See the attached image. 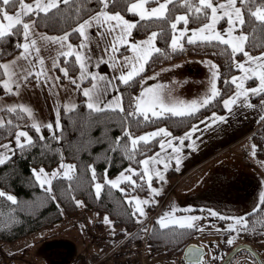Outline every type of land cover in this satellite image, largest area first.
I'll use <instances>...</instances> for the list:
<instances>
[{
    "label": "snow or ice",
    "instance_id": "1",
    "mask_svg": "<svg viewBox=\"0 0 264 264\" xmlns=\"http://www.w3.org/2000/svg\"><path fill=\"white\" fill-rule=\"evenodd\" d=\"M122 13L136 19L129 20ZM190 23L198 26L189 28ZM40 27L58 28L62 34L48 35L37 31ZM152 27L159 30L149 31ZM134 29H143L148 34L143 40H133L131 37ZM72 37L78 38L80 43H71ZM164 37H167L165 43L173 53L183 51L185 43L197 47H213L217 51L212 55L227 56L229 72L240 74L225 77L222 80L225 91H222L218 88L222 78L220 67L208 61L211 76L204 97L191 102L168 101L163 96V86L149 87L132 97L126 108L116 82L130 86L146 70L150 61L159 56H167V51L158 46V41ZM6 46L18 51V55L7 61L3 59L8 54ZM93 46L101 55L93 56ZM41 47L55 52L50 57L51 69L58 70L86 98L84 106L87 115L81 114L80 134L87 136L93 123H99L100 118L108 113H115L124 127L122 135L109 142L107 152L122 153L130 161L115 179L108 177L107 167L103 174L98 175L92 164L80 168L77 164L67 163L64 153L52 145V141L61 144L64 139L61 106L57 105L54 120L44 123L36 120L29 106L0 103V113L11 117L0 116V134L10 137L6 143L0 142V166L8 165L14 157L29 153L32 149H38L42 157L55 152L59 157L56 168L51 171L45 167L30 169L33 185L38 186L52 202L58 201L57 192L61 191L77 208H83L84 202L76 199L74 194L83 186L87 185L98 201L104 196H112L115 190L119 193L121 204L127 206L130 218L143 225L148 216L146 207H151L157 201L142 200L132 193L147 185L153 197L161 195L162 190L152 187V182L154 179L166 182L165 173L172 160L179 171L182 162L181 146L185 145V141L192 140L193 135L201 131L200 125L211 127L218 122H225L227 117L212 112L178 137L163 127L135 136L131 131L133 125L154 123L169 117H194L202 108L213 106L214 102L222 105L229 114L234 107L264 113V50L253 55L254 51L264 49V0H0V89L4 95L19 97L21 90L27 88L33 80L37 87L46 85L53 94H58L55 90L61 77L50 74L45 66V58L40 55ZM122 47L130 50L133 55L117 59L115 54ZM237 56L243 59L238 60ZM61 58L64 66H61ZM101 65L113 69L119 66L128 70H122L118 76L113 77L89 70L99 69ZM77 68L78 75L71 77L70 69ZM85 81L88 87L82 86ZM112 92L117 95L109 99ZM224 95L227 98H223ZM253 97L259 98L258 103L252 102ZM77 110L78 105L75 103L63 105L64 112L75 113ZM25 119L31 123H21ZM257 122H264V114L259 115ZM29 130L35 135H30ZM42 130H47L48 135ZM153 141L159 151L149 156L147 152L152 151ZM192 145L195 150V141H192ZM256 153L257 146L252 144L251 155L255 157ZM137 156L143 158L137 159ZM105 159L110 162V157L106 156ZM158 165H162V168ZM261 166H264V162ZM0 207H9L11 212H16L19 201L15 195L0 188ZM175 211L173 208L165 212L156 219L152 229L142 227L141 231L158 237V226L169 237V242L178 240L188 230L204 231L197 224L203 217H177ZM206 211L211 217L232 221L223 229L226 233H235L225 241L227 246H232L241 233L256 234V225L261 229L259 234L264 236V220H256L250 228V217L264 211V192L248 216L229 217L212 209ZM101 222L108 226L112 236L116 235L114 221L108 215ZM216 231L220 232L221 229L217 228ZM240 251L236 249V254ZM243 251H248L252 257L257 256L250 249ZM205 255L201 247L191 246L185 252L184 260L186 264H232L234 258L228 257L225 261L224 255L216 252L210 256L209 261H205Z\"/></svg>",
    "mask_w": 264,
    "mask_h": 264
},
{
    "label": "crops",
    "instance_id": "2",
    "mask_svg": "<svg viewBox=\"0 0 264 264\" xmlns=\"http://www.w3.org/2000/svg\"><path fill=\"white\" fill-rule=\"evenodd\" d=\"M37 31L43 32L39 29ZM131 39L139 41L144 38L135 39L132 34ZM109 41H111V37H109ZM71 43L73 42L71 41ZM79 43L80 40L73 44L78 45ZM92 54L94 57L101 55L94 46ZM40 55L45 58V66L50 70V74L58 76L56 70L51 69L52 61L50 57L54 56L55 52L41 47ZM132 55L133 53L124 47L120 48V51L115 54L116 58L121 60L125 56L131 57ZM208 61L211 60L187 57L163 67L142 80L137 96L149 87L157 88L163 86V96L168 101L191 102L192 100L200 99L204 97L210 84L211 72L207 64ZM211 62L214 63L213 61ZM89 70L107 73L109 77H113L118 76L122 70L126 71L128 69H121L119 66L113 69L110 66L101 65L99 69L90 68ZM77 75L78 69L73 78ZM151 77H155V79H150ZM116 83L118 84V81ZM82 86L88 87L89 84L85 81ZM55 91L58 94H53L46 85L37 87L35 80H33L27 88L21 90L19 97H5L2 90L0 96L3 97V100L0 103L7 105L20 103L29 106L33 109L37 121L47 123L54 120L57 105L61 106V115H63L65 113L63 105L70 102L78 105L80 97L84 101L86 99L65 78L64 81L60 80L59 86ZM115 95L117 93L112 92L109 99ZM258 101L259 98H252L253 103H258ZM261 114L264 113L258 110L236 107H234L231 114L225 110L222 114L217 113V115L226 116L227 120L225 122H218L211 127L200 125L201 131L195 133L192 140L185 141V145L181 146L180 156L182 162L179 166V171L176 170L175 161L172 160L169 170L165 173L166 182L153 180L152 187L162 190L159 196H165L167 193L169 196H177L171 206L172 209H176L175 214L177 217L186 214L200 216L203 217V219L198 221L200 225L207 226V223L204 221L207 209L215 210L222 215L232 213L233 215L247 216L252 211L254 205L258 202L260 194L264 192V166H261L264 160L260 159L257 155L255 157L251 155V145L254 144L251 137L260 123L257 120ZM210 115L211 113L203 116L194 124ZM0 116H4V113H0ZM183 134H173V136L178 137ZM192 141H195V150H193ZM6 142L4 141V143ZM174 143L178 144L176 141ZM156 151H159V149L157 148ZM168 152L171 153V149ZM157 167L162 168V165H158ZM132 195L138 196V194ZM180 196L186 197L182 199ZM148 210L152 213L153 207H148ZM226 211L228 212L227 214ZM222 221L224 222L225 220ZM145 223L146 220L139 227H144ZM99 227L101 229L102 224ZM115 230L117 234L119 229L115 228ZM114 237V240H109L112 242V247L107 252L101 255L93 254L91 258L89 255L86 260L82 258L77 264H113L124 261L128 257H138L137 260L140 258V254H138L140 251H135L139 248H122L127 237L117 238L116 235ZM94 239L97 244L107 243V241H102L100 236ZM244 241L241 237V240L236 244ZM193 242H196L195 238L190 241V243ZM26 262L30 264L29 261Z\"/></svg>",
    "mask_w": 264,
    "mask_h": 264
},
{
    "label": "trees",
    "instance_id": "3",
    "mask_svg": "<svg viewBox=\"0 0 264 264\" xmlns=\"http://www.w3.org/2000/svg\"><path fill=\"white\" fill-rule=\"evenodd\" d=\"M30 1L31 0H26V2ZM122 14H124L129 20L136 19L129 14ZM177 14L180 13L178 12ZM197 26L198 25L195 23L189 24L190 28ZM38 29L49 34H62V30L58 28L51 29L40 27ZM158 30V28L152 27L149 31ZM147 34L148 33L143 29L133 30V37L135 39H143ZM166 39L167 37L161 38L158 41V46L167 51V56H159L150 61L149 64L146 65V70L137 76L135 82L130 86L119 84L118 82L120 89L119 94L122 95L126 108L129 105L131 98L137 96L140 84L145 77L163 67L187 57L201 60L209 59L218 65L222 74L221 81L218 82V88L222 91H225V86L223 85L222 80L227 76L238 73L229 72L227 56L212 55L214 51H217V49L213 47H205L203 45L197 47L185 43L183 51L173 53L168 47V44L165 43ZM78 40L79 39L76 37L71 38L73 43H76ZM5 50L8 53L3 57L5 61L18 54V51L13 47L6 46ZM261 50L264 49L254 51L253 55L259 54V51ZM242 58L243 57L241 56H237L238 60H241ZM60 63L61 66H64L63 58H61ZM77 69H70L69 75L72 77L76 75ZM56 72L58 76L61 77V81H64L62 74L58 70H56ZM0 93H2V89H0ZM4 96L8 97L6 95ZM226 97L227 95H224L223 98ZM212 112L222 114L224 109L222 105L214 102L213 106L202 108L194 117L184 119L169 117L168 119H162L154 123H141L139 125H133L131 131L135 136H139L149 130L164 127L174 135H181L188 131L190 126L200 118ZM81 114L85 116L87 115V110L84 106V100L82 97H80L77 112L63 113L62 123L65 130L64 139L61 144H56L55 141H52L53 147L64 153L65 161L67 163L77 164L80 168L92 164L96 168L98 175L103 174L104 169L107 167L109 169L108 177L110 179L116 178L130 163L122 153L107 152L109 142L122 135L124 126L121 125L120 117L115 113H108L104 118H100L99 123L92 124L87 136H82L78 131L82 123ZM4 116L6 118H11L6 113H4ZM93 119L96 118L94 117ZM21 123L27 124L30 123V121L25 119ZM42 131L45 135H48L47 130ZM29 134L35 135L31 130H29ZM9 138L10 137L0 134V142L7 141ZM251 139L257 146L256 155L264 160V122L259 123ZM88 141H90V143ZM151 148L152 151L147 152V155H151L157 150L158 147L156 146L155 141H153ZM106 156L110 157V162H106ZM142 158V156H137V159ZM58 160L59 157L55 152H49L42 157L38 149H32L29 153L17 155L8 165L0 166V181H2L0 182V188L15 195L19 201V207L16 212H11L9 207H0V213H3V215H0V244H11L24 237L51 228L64 219L65 213L71 216L77 213L78 208L61 191L57 192L58 201L52 202L46 198L45 194L38 186L33 185L30 178V169L32 167H45L46 170H53L57 167ZM133 166H135V164H133ZM147 193L148 187L145 185L143 189H138L132 194L144 196L147 195ZM74 194L76 199L84 202L86 212H95L100 216L108 215L109 218L114 221L115 228L119 229L116 237H127L122 248L132 249L142 247L145 233L141 231V228L139 227L140 224L135 223L134 220L130 218L129 212L126 210L127 206L122 205L118 199V192L113 190L112 196H104L102 200L98 201L89 190V187L85 185ZM57 203L59 204V207L57 206ZM61 211L63 212V215H61ZM258 219L264 220V211L258 214H253L250 217V228ZM154 224L155 221L153 222L152 227ZM256 227V234H251V232L241 233V237L249 242L264 240V236L259 234L261 229L258 225H256ZM156 228L158 237H153L148 234L146 245L151 255L160 257L182 251L184 247L195 238L197 232L194 229L188 230L180 236L178 240H172V242H169V237L164 235L163 230H159L158 226H156ZM125 233H127V235H125Z\"/></svg>",
    "mask_w": 264,
    "mask_h": 264
},
{
    "label": "rangeland",
    "instance_id": "4",
    "mask_svg": "<svg viewBox=\"0 0 264 264\" xmlns=\"http://www.w3.org/2000/svg\"><path fill=\"white\" fill-rule=\"evenodd\" d=\"M152 6L155 5H149V7ZM138 197L142 200L155 199L157 201L156 204L151 206L153 207L152 213L148 210V207H146L148 216L144 227L151 229L153 222L158 217L163 215L165 212L172 210V202L177 196H169L167 193L165 196L153 197L152 193L149 191L147 195H138ZM180 197L183 199L186 196ZM227 213L228 212L226 211V214ZM230 214L233 215L232 213H228V215L225 216H240L239 214L233 216ZM104 216L105 215L100 216L95 212H86L85 207L78 208L77 213L73 216L65 213L64 219L51 228L35 233V235L24 237L11 244H0V264H10L12 261L16 264H28L26 261H29L30 264H77V262L82 258L86 260L89 255L90 258L93 254L101 255L112 247V242L109 240L115 239V237L110 234L108 226L102 224L101 222ZM189 216L194 215L186 214L180 217ZM204 221L207 223V226L200 225V223L197 222L198 226H202L204 228V231L196 232L195 243L206 249V255L204 258L205 261H209L210 256L218 251L224 255L227 253V250L232 249L234 245L241 240L240 234L232 246H227L225 244V241L229 238V236L235 235V233H226L223 231V229H226L227 225L232 222L231 220L222 221V224L220 219L217 217H211L207 213ZM220 222L221 224H219ZM101 224L102 228L100 229L99 226ZM82 225L83 228L81 227ZM217 228L221 229V231L217 232ZM148 234L149 233H145L144 235V243L142 247L135 250L137 252L140 251L138 254H140L141 258H144L147 264L182 263L183 250L161 257L151 255L146 245ZM98 236L102 238V241H107V243L97 244L94 238H98ZM255 244L256 249L262 252V256L264 258V240L258 241ZM137 258L138 257H128L124 261L132 259L136 260ZM233 264L253 263L246 254H240L235 258Z\"/></svg>",
    "mask_w": 264,
    "mask_h": 264
},
{
    "label": "water",
    "instance_id": "5",
    "mask_svg": "<svg viewBox=\"0 0 264 264\" xmlns=\"http://www.w3.org/2000/svg\"><path fill=\"white\" fill-rule=\"evenodd\" d=\"M191 246H198V247H201V248L203 249L204 253H206V249H205L203 246H201V245H199V244H197V243H195V242H193V243H189V244L183 249V252H182V263H181V264H186V262H185V260H184V254H185V252H187L188 248L191 247ZM236 249H241V251L239 252V254H236ZM243 249H250L251 252H255V253L257 254V256H256V257H252L248 251H243ZM240 254H246V255L248 256V258L251 259L255 264H256L257 261L259 262V264H264V259L262 258V257H263V256H262V252L259 251V250H257V249H255L251 244L246 243V242H241V243L236 244V245H235V246H234V247L228 252V254L225 256V261L228 259V257H234V258L232 259V263H233L234 260H235V258H236L238 255H240ZM204 258H205V256H204ZM220 264H224V262H221Z\"/></svg>",
    "mask_w": 264,
    "mask_h": 264
},
{
    "label": "built area",
    "instance_id": "6",
    "mask_svg": "<svg viewBox=\"0 0 264 264\" xmlns=\"http://www.w3.org/2000/svg\"><path fill=\"white\" fill-rule=\"evenodd\" d=\"M11 264H15L14 262H11ZM114 264H146L145 261L143 259H141L140 261H133V260H129V261H120Z\"/></svg>",
    "mask_w": 264,
    "mask_h": 264
},
{
    "label": "flooded vegetation",
    "instance_id": "7",
    "mask_svg": "<svg viewBox=\"0 0 264 264\" xmlns=\"http://www.w3.org/2000/svg\"><path fill=\"white\" fill-rule=\"evenodd\" d=\"M260 241H263V240H260ZM244 242H247V243H250L255 249H256V242L258 241H254V242H249V241H244ZM231 249L227 250V253L224 254V257L228 254V252L230 251ZM219 252V251H218ZM263 258V257H262ZM264 259V258H263ZM252 261V260H251ZM221 262H216V264H220ZM253 264H255L253 261H252ZM233 264V263H232Z\"/></svg>",
    "mask_w": 264,
    "mask_h": 264
}]
</instances>
